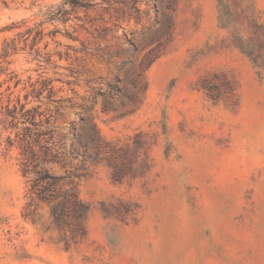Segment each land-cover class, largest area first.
Here are the masks:
<instances>
[{
	"label": "rangeland",
	"instance_id": "374dc122",
	"mask_svg": "<svg viewBox=\"0 0 264 264\" xmlns=\"http://www.w3.org/2000/svg\"><path fill=\"white\" fill-rule=\"evenodd\" d=\"M63 1L0 0V55ZM91 1L0 57V264H264V0Z\"/></svg>",
	"mask_w": 264,
	"mask_h": 264
},
{
	"label": "trees",
	"instance_id": "16d2710c",
	"mask_svg": "<svg viewBox=\"0 0 264 264\" xmlns=\"http://www.w3.org/2000/svg\"><path fill=\"white\" fill-rule=\"evenodd\" d=\"M92 5L91 0H64L62 3H57L46 7L42 11V20L34 26L28 27L25 31L18 32L17 35L9 40H5L2 46V52L0 57L6 58L9 55L18 52L21 49L30 48L33 49L38 57H44L49 60V57H45L41 51L35 47L44 37V23L48 22H62L66 24L73 18L75 9L78 7H89ZM69 34V33H68ZM33 109H26L24 104L22 105H11L8 103L5 105L4 114L9 120L10 127L12 129H18V123L29 122L34 124L37 119V112L32 111ZM16 135L19 137L21 143L23 144V157L21 160V166L23 172L26 175L32 176V193L37 194L40 198H48V191L50 187L55 184L60 176L49 174L45 167L38 168L37 164H33L35 161L33 143L37 141L34 138L30 127L26 125L22 131H18ZM9 145H14L15 140L9 135L8 136ZM46 173V174H45ZM51 180H47V178ZM63 209H59L57 206L53 208V213L56 218L62 213Z\"/></svg>",
	"mask_w": 264,
	"mask_h": 264
}]
</instances>
